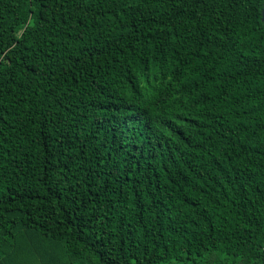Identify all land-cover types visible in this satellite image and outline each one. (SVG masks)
<instances>
[{
    "label": "trees",
    "instance_id": "trees-1",
    "mask_svg": "<svg viewBox=\"0 0 264 264\" xmlns=\"http://www.w3.org/2000/svg\"><path fill=\"white\" fill-rule=\"evenodd\" d=\"M264 0H0V264H264Z\"/></svg>",
    "mask_w": 264,
    "mask_h": 264
},
{
    "label": "water",
    "instance_id": "water-1",
    "mask_svg": "<svg viewBox=\"0 0 264 264\" xmlns=\"http://www.w3.org/2000/svg\"><path fill=\"white\" fill-rule=\"evenodd\" d=\"M262 22H263V25H264V5H263V9H262Z\"/></svg>",
    "mask_w": 264,
    "mask_h": 264
}]
</instances>
